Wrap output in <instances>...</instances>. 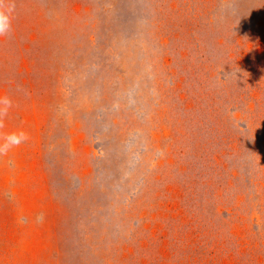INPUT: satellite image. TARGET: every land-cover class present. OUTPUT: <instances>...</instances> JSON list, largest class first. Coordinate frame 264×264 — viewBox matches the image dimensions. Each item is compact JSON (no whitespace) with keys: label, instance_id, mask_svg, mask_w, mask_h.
Listing matches in <instances>:
<instances>
[{"label":"rangeland","instance_id":"rangeland-1","mask_svg":"<svg viewBox=\"0 0 264 264\" xmlns=\"http://www.w3.org/2000/svg\"><path fill=\"white\" fill-rule=\"evenodd\" d=\"M0 9V264H264V0Z\"/></svg>","mask_w":264,"mask_h":264},{"label":"clouds","instance_id":"clouds-1","mask_svg":"<svg viewBox=\"0 0 264 264\" xmlns=\"http://www.w3.org/2000/svg\"><path fill=\"white\" fill-rule=\"evenodd\" d=\"M11 28L10 17L3 12H0V37L5 36ZM11 107V101L6 97L0 98V119L7 113L3 106ZM29 139L23 135H7L3 137V142H0V157L6 156L9 153L16 152L29 143Z\"/></svg>","mask_w":264,"mask_h":264},{"label":"crops","instance_id":"crops-1","mask_svg":"<svg viewBox=\"0 0 264 264\" xmlns=\"http://www.w3.org/2000/svg\"><path fill=\"white\" fill-rule=\"evenodd\" d=\"M1 10V9H0Z\"/></svg>","mask_w":264,"mask_h":264}]
</instances>
